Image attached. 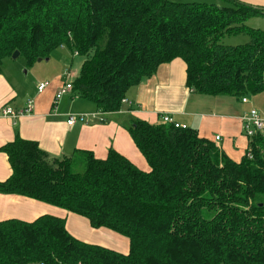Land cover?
<instances>
[{"label":"trees","instance_id":"obj_1","mask_svg":"<svg viewBox=\"0 0 264 264\" xmlns=\"http://www.w3.org/2000/svg\"><path fill=\"white\" fill-rule=\"evenodd\" d=\"M223 2L0 0V73L16 50L29 67L65 47L82 60L76 74L65 68L72 92L102 113L120 111L129 88L176 58L196 93H262L264 30L246 21L264 6ZM242 33L248 42L224 43ZM128 131L149 171L113 148L105 158L53 156L19 135L0 147L12 169L1 193L81 215L128 238V252L82 241L66 217L42 214L0 220V264H264V134L236 161L191 127L137 118Z\"/></svg>","mask_w":264,"mask_h":264},{"label":"crops","instance_id":"obj_2","mask_svg":"<svg viewBox=\"0 0 264 264\" xmlns=\"http://www.w3.org/2000/svg\"><path fill=\"white\" fill-rule=\"evenodd\" d=\"M66 56L70 62L76 58L68 51ZM11 60V57L4 59L0 73V107L9 104L21 109L29 99H34L35 105L30 115L15 120L0 118V147L19 135L38 141L53 156L70 155L77 149H84L92 151L97 158H105L113 148L138 168L149 171L150 166L133 141L128 127L133 119L156 123L162 114H169L178 123L197 130L201 137L212 140L233 160H241L248 151L249 138L243 131L241 116L251 108L250 101L244 103L230 95L192 91L186 84V64L180 58L162 64L151 77L129 88L127 102L120 111L100 112L101 115L89 117L86 122L77 120L73 125L67 122L68 114L73 108L72 102L80 96L71 92L60 100L56 112L52 110L55 94L65 81L63 73L51 78L41 77L31 69L36 61L24 75L23 67ZM40 83H46L42 92L38 91ZM66 97L71 101L64 99ZM91 103L85 113L99 112ZM261 113L264 115L263 111ZM216 136H220V140H216ZM11 173L8 156L0 151V181L6 180ZM42 214L66 217L68 230L83 241L121 253L129 250L128 238L107 228H94L81 215L26 196L0 192V220L17 218L33 221Z\"/></svg>","mask_w":264,"mask_h":264},{"label":"rangeland","instance_id":"obj_3","mask_svg":"<svg viewBox=\"0 0 264 264\" xmlns=\"http://www.w3.org/2000/svg\"><path fill=\"white\" fill-rule=\"evenodd\" d=\"M174 1L189 2V3H192V2L215 3L217 5H224V4L227 5V3L223 2V0H174ZM242 1L252 3L255 5L264 6V0H242ZM246 25L253 29L264 30V16H251L246 21ZM248 41H249V36L244 33L226 36L224 39V43L228 45L243 44ZM66 55H67V51H65V47H60L56 49L55 51H53L51 56L46 57L42 61H37L35 63V66H33L31 69H33L32 70L33 72H36L41 77H45V78H48V77L51 78L54 75H57L58 73H63L65 68H71L72 72L76 74L79 71V67L82 62L81 58H74L73 62H70L69 60L67 61ZM11 58H12L11 61H13L12 62L13 64L23 67L22 72L24 73V75H26V72L29 70L30 67L27 66V61H26L25 56L19 55L16 58H13L11 56ZM247 98H249V101H250L249 104L251 108H255L258 111L264 112V92L255 94V95L250 94L249 96H247ZM64 99L66 100L68 99L69 101H71L70 97H66ZM76 99L78 100H74L72 102L74 103V105L69 113L70 114H87L85 112H88V106L91 105L92 103L89 102L88 100H84L83 98H76ZM230 100L237 101L235 98H230ZM92 114H89V115H92Z\"/></svg>","mask_w":264,"mask_h":264},{"label":"built area","instance_id":"obj_4","mask_svg":"<svg viewBox=\"0 0 264 264\" xmlns=\"http://www.w3.org/2000/svg\"><path fill=\"white\" fill-rule=\"evenodd\" d=\"M64 75V83L59 87L57 90L55 97H54V104L52 107V110L54 112L57 111V106L60 102V100L67 94L72 92L73 86L71 83V73L68 69H65L63 72ZM46 87V83H40L38 85V91L42 92L43 89ZM242 102L247 103L249 102L248 98L246 96L242 97ZM127 100L125 101V103ZM34 105L35 100L29 99L27 101V104L25 107L21 109H15L9 104H5L0 107V118H11L13 120L25 116L30 115L34 112ZM98 115H101L100 112L93 113L92 115L89 114H68V124L73 125L77 120L80 121H88L89 117H96ZM161 120L163 122L173 123L176 127H183L185 128V125H182L175 121V119L169 115V114H162ZM242 120V128L244 133L248 137H253L254 135H257L259 133L264 134V115H262L257 109L251 108L243 113L241 116ZM216 140H220V136H216ZM31 264H42V263H31Z\"/></svg>","mask_w":264,"mask_h":264},{"label":"water","instance_id":"obj_5","mask_svg":"<svg viewBox=\"0 0 264 264\" xmlns=\"http://www.w3.org/2000/svg\"><path fill=\"white\" fill-rule=\"evenodd\" d=\"M261 9H264L263 7H260ZM20 55V52L18 51V50H16L14 53H13V55H12V57L13 58H16V57H18ZM42 60V58L41 57H39L38 59H37V61H41Z\"/></svg>","mask_w":264,"mask_h":264},{"label":"bare ground","instance_id":"obj_6","mask_svg":"<svg viewBox=\"0 0 264 264\" xmlns=\"http://www.w3.org/2000/svg\"><path fill=\"white\" fill-rule=\"evenodd\" d=\"M251 109V108H250ZM263 115V114H262ZM246 135V134H245ZM247 136V135H246ZM248 137V136H247ZM248 138H251V137H248Z\"/></svg>","mask_w":264,"mask_h":264}]
</instances>
